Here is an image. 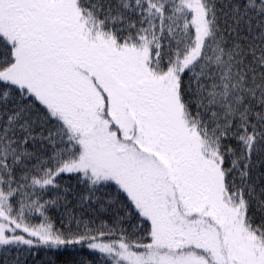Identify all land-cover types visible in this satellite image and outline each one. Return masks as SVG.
Returning a JSON list of instances; mask_svg holds the SVG:
<instances>
[{
	"label": "snow or ice",
	"instance_id": "obj_1",
	"mask_svg": "<svg viewBox=\"0 0 264 264\" xmlns=\"http://www.w3.org/2000/svg\"><path fill=\"white\" fill-rule=\"evenodd\" d=\"M221 7L0 0V253L264 264V0Z\"/></svg>",
	"mask_w": 264,
	"mask_h": 264
},
{
	"label": "trees",
	"instance_id": "obj_2",
	"mask_svg": "<svg viewBox=\"0 0 264 264\" xmlns=\"http://www.w3.org/2000/svg\"><path fill=\"white\" fill-rule=\"evenodd\" d=\"M228 0H216L218 14L221 17L220 24L221 27H224L223 14L227 10L222 8V5H226ZM61 184L63 187H70L72 195L69 197L70 200H73V204H70L69 207H73L75 204V198L78 195L79 189L77 187L76 180L73 176L65 174L62 177ZM79 211V209H77ZM255 211V210H254ZM54 218L58 221L60 218L59 212L53 211L51 213ZM257 222L259 221V213L256 212ZM147 242V241H145ZM19 258L22 261V264H73L74 261H78L81 258L87 260H94L96 257L89 255L87 249L84 250H75L62 253H53L40 251L38 255H20L15 251L9 252L7 254L0 253V264H14V261Z\"/></svg>",
	"mask_w": 264,
	"mask_h": 264
}]
</instances>
